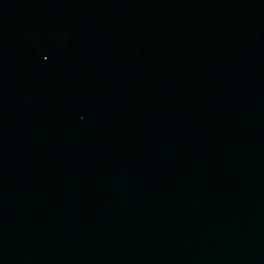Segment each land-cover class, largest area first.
I'll use <instances>...</instances> for the list:
<instances>
[{
  "label": "water",
  "instance_id": "obj_1",
  "mask_svg": "<svg viewBox=\"0 0 264 264\" xmlns=\"http://www.w3.org/2000/svg\"><path fill=\"white\" fill-rule=\"evenodd\" d=\"M0 264H264V0H106Z\"/></svg>",
  "mask_w": 264,
  "mask_h": 264
}]
</instances>
